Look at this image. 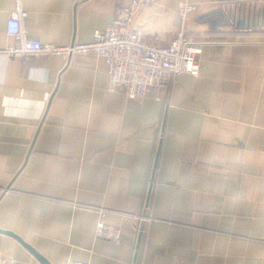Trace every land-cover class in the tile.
<instances>
[{
  "label": "crops",
  "instance_id": "crops-1",
  "mask_svg": "<svg viewBox=\"0 0 264 264\" xmlns=\"http://www.w3.org/2000/svg\"><path fill=\"white\" fill-rule=\"evenodd\" d=\"M128 2L21 0L23 26L87 44ZM180 4L195 11L182 18ZM14 6L0 0V229L49 264H264V0L138 10L147 43L203 42L199 74L159 100L109 92L93 55L9 56ZM100 220L119 244L95 237ZM0 257L41 264L5 234Z\"/></svg>",
  "mask_w": 264,
  "mask_h": 264
},
{
  "label": "built area",
  "instance_id": "built-area-1",
  "mask_svg": "<svg viewBox=\"0 0 264 264\" xmlns=\"http://www.w3.org/2000/svg\"><path fill=\"white\" fill-rule=\"evenodd\" d=\"M156 0H129L116 10L112 22L103 30L93 34L87 44L58 47L31 39L24 29L27 16L21 0L6 22L5 33L11 40L6 52L9 56L27 60L40 56H87L103 59L106 65L107 90L118 91L128 100H143L149 94L155 99L166 94L175 79L188 74L197 76L200 71L199 56L203 42H195L183 33L175 35L166 46L154 45L143 40L142 34L132 26L138 10L153 6ZM178 13L184 17L195 11V6L181 4ZM99 214L102 216L103 212ZM95 237L119 244L120 233L116 228L100 220L94 230ZM0 264H15L11 258L0 257ZM63 264H89L69 261Z\"/></svg>",
  "mask_w": 264,
  "mask_h": 264
},
{
  "label": "water",
  "instance_id": "water-1",
  "mask_svg": "<svg viewBox=\"0 0 264 264\" xmlns=\"http://www.w3.org/2000/svg\"><path fill=\"white\" fill-rule=\"evenodd\" d=\"M159 150V149H158ZM0 234H5L13 237L15 240H17L39 263L41 264H49V262L44 259L40 254H38L32 247L25 244L18 236L14 235L11 232L4 231L0 229Z\"/></svg>",
  "mask_w": 264,
  "mask_h": 264
},
{
  "label": "rangeland",
  "instance_id": "rangeland-1",
  "mask_svg": "<svg viewBox=\"0 0 264 264\" xmlns=\"http://www.w3.org/2000/svg\"><path fill=\"white\" fill-rule=\"evenodd\" d=\"M156 2H157V0H156ZM155 4H156V3H155ZM155 4H154V5H155ZM180 5H181V4H180ZM180 5H179V6H180ZM179 6H178V8H179ZM177 10H178V9H177ZM185 16H186V15H185ZM185 16H184V17H185ZM181 17H182V16H181ZM184 17H182V18H184ZM185 36H186V35H185ZM186 37H189V36H186ZM189 38H192V37H189ZM192 39H193V38H192ZM193 40H194V39H193ZM194 41H195V42H199V41H196V40H194ZM169 44H170V43H169ZM201 54H202V53H201ZM200 56H201V55H200ZM200 56H199V57H200Z\"/></svg>",
  "mask_w": 264,
  "mask_h": 264
}]
</instances>
